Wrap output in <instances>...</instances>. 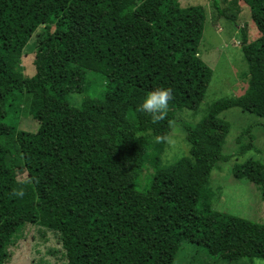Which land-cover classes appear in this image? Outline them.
Listing matches in <instances>:
<instances>
[{"label":"trees","instance_id":"16d2710c","mask_svg":"<svg viewBox=\"0 0 264 264\" xmlns=\"http://www.w3.org/2000/svg\"><path fill=\"white\" fill-rule=\"evenodd\" d=\"M223 1L212 4L219 17L235 25L242 1L259 32L252 45L242 31L248 88L187 127L189 156L164 166L172 112L197 111L212 81L199 56L206 9L179 0H0V264H10L27 224L59 235L66 264H174L182 243L197 241L212 262L264 260V222L212 208V172L230 160L220 116L240 109L264 120V0ZM40 26L47 33L26 78L23 50ZM88 73L106 81L104 92L76 107L68 98L90 88ZM157 88L172 89L158 120L138 110ZM26 116L36 133L19 129ZM237 142L239 156L261 153L250 128ZM146 164L153 173L140 192ZM233 174L260 187L264 203L262 162L248 159Z\"/></svg>","mask_w":264,"mask_h":264},{"label":"rangeland","instance_id":"374dc122","mask_svg":"<svg viewBox=\"0 0 264 264\" xmlns=\"http://www.w3.org/2000/svg\"><path fill=\"white\" fill-rule=\"evenodd\" d=\"M214 1H222L221 7H226L223 0H179L183 7L202 6L207 11L203 38L199 47L200 58L213 70L212 81L207 95L197 111L183 110L172 112L173 123L171 133L164 145V152L160 159L164 166L172 165L183 157L189 156L190 145L186 140V128L195 127L207 115L211 106L221 99L239 97L244 94L249 84L247 62L242 51V31L248 36L249 44L257 45L259 32L255 27L249 8L240 1L236 24L218 16L217 10L212 6ZM231 2L232 0H227ZM227 6L229 4L227 3ZM47 29L40 26L29 38L22 57L23 74L26 78L35 74V57L39 40L45 37ZM88 82L92 85L82 94H71L68 98L70 104L80 107L89 100H101L106 81L93 79L88 73ZM25 106V105H24ZM28 115V107L24 108ZM221 119L229 126V134L223 149V154L230 157L226 163L218 164L211 176V190L214 193L212 208L215 211L240 217L255 223L264 222V203L260 187L247 180L234 178L233 169L248 159L260 161L264 164V120L254 115L242 112L240 109H231L224 112ZM247 128L255 137V146L261 151L248 152L239 156L238 138L242 137ZM19 129L31 133L39 130V124L31 116L22 118ZM171 138V140H169ZM153 143L157 139L151 138ZM246 142V140H245ZM153 151L149 150V155ZM141 172L137 182V190L146 192L150 185L152 175L151 167ZM27 173H19L20 181H27ZM10 264H66L65 253L58 234L41 229L37 225L27 224L23 230L22 238L16 246L11 248ZM206 250L197 242H183L174 264H225L212 262ZM198 254H201L198 255ZM202 255L204 259L202 258ZM253 264H264L262 259H254ZM228 264V263H227ZM232 264H251L249 259H243Z\"/></svg>","mask_w":264,"mask_h":264},{"label":"clouds","instance_id":"9594fccd","mask_svg":"<svg viewBox=\"0 0 264 264\" xmlns=\"http://www.w3.org/2000/svg\"><path fill=\"white\" fill-rule=\"evenodd\" d=\"M172 99V89L157 88L150 91L138 105V110L160 119L165 114L169 101ZM171 140V138H169Z\"/></svg>","mask_w":264,"mask_h":264}]
</instances>
